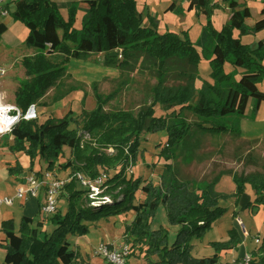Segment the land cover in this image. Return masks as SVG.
<instances>
[{
	"label": "trees",
	"instance_id": "16d2710c",
	"mask_svg": "<svg viewBox=\"0 0 264 264\" xmlns=\"http://www.w3.org/2000/svg\"><path fill=\"white\" fill-rule=\"evenodd\" d=\"M222 1L231 9L230 19L220 30L216 29L206 8L208 1L205 2L200 11L207 21L195 43L188 31L160 32L156 17L150 16L145 23L142 12L137 11V0H96L85 11L80 29L75 28L79 9L76 2L69 3L68 19L64 20L52 0L13 1L10 14L27 27L25 44L37 51L23 60L28 78L14 92L15 103L23 112L37 105L50 89L59 87L66 74L65 60L54 63L49 57L56 55L66 41L73 43L69 59L87 60L93 54L101 55L100 65L123 70L145 64L174 86L156 87L152 104L136 113H104L105 103L99 96L92 111H82V120L69 112L63 118L49 116L43 122L22 119L13 127L10 149L13 153H26L31 167L37 159L53 170L64 148L69 147L72 157L62 168L70 169V175L82 172L97 177L101 168L115 169L116 173L105 183L112 202L97 206L91 204L75 179L68 182L64 187L67 209L64 213L57 210L48 219L52 227L49 230L41 229L47 219L36 222L22 216L18 228L13 219L4 220L0 228L4 234L0 241L5 249L4 264H82V253L72 248L69 237L86 236L90 232L89 223L129 211H134L135 216L125 226V243L128 237H133L147 264H218L222 251L241 244L239 232L231 228L227 240L210 242L215 250L212 256L200 258L192 254V240L202 239L226 214L227 208L220 201L234 199L238 205L247 184L254 192V200L246 209L264 210V170L236 173L228 169L198 181L183 176L179 167L206 159L200 154L204 135L229 134L239 139L240 116L245 114L249 100L255 99V110L264 101V92L258 87L264 77V40L256 49L242 40L244 35L263 30L264 20L249 26L251 11L246 4ZM261 14L264 15V0ZM7 29L1 21L0 35ZM235 31L239 34L235 35ZM202 61L209 63L212 82L203 80L199 87L198 68ZM228 63L233 66L230 71L226 70ZM158 105L169 107L164 115L156 116ZM173 106L178 108L172 109ZM188 113L194 115V122L188 121ZM73 124L75 128L71 127ZM78 128L88 133L95 145L83 146ZM158 132L166 133L160 156L167 162L157 185L128 175L127 170L141 156L142 135ZM106 148H112L115 155L105 154L102 149ZM246 157L249 162V154ZM35 174L41 178L40 172ZM223 175L231 176L235 184L233 193L216 191ZM138 192L145 197L137 202ZM161 205L167 210L169 223L179 226L172 242L166 228L152 229V218ZM251 254L250 264H264V235ZM152 256L158 260L153 261Z\"/></svg>",
	"mask_w": 264,
	"mask_h": 264
},
{
	"label": "rangeland",
	"instance_id": "374dc122",
	"mask_svg": "<svg viewBox=\"0 0 264 264\" xmlns=\"http://www.w3.org/2000/svg\"><path fill=\"white\" fill-rule=\"evenodd\" d=\"M222 2L223 1L221 0V3ZM202 5H196L190 10L192 12H186L183 11L186 10V0H137V11L139 13L142 12L145 23H148L147 20L150 17L149 12L158 13L159 21L157 22V28L160 32L169 30L182 34L183 31L186 30L188 31L190 40L195 43L199 38L202 25H205L207 21L204 13L200 11ZM206 8L210 10V19L213 26H215L213 20L214 17L217 16V18H222L224 10L221 8L220 2H216V0L208 1V3H206ZM1 21L7 23L9 28L6 32L0 35V53L5 49L11 51L1 54V58L4 62H0V64L6 67L8 71L4 78H0V90L5 92L8 100L13 102L16 88L23 84L28 78L26 76L23 60L33 57L36 55L37 51L29 48L25 44L28 29L21 21L14 20L11 14L6 17L0 16V22ZM219 21L221 20L219 19ZM183 24L188 26L183 28ZM78 25H76L77 28H79ZM72 46L73 43L71 41H66L62 44L56 55L49 57L54 63L65 60L66 74L60 80L59 87L57 89H50L45 97L35 105L38 111L36 120L39 122H43L49 116L57 119L63 118L69 112L74 118L82 120V109L83 111H92L97 105V99L99 96L105 103L103 107L104 113L112 114L119 111L136 113L141 107L152 104L156 87L172 88L174 86L173 82L164 80L155 74L154 70H151L152 68L148 69L145 64H143V66H140L139 64L134 70H123L100 65L98 60L102 57L101 55L93 54L87 60L69 59L68 54ZM198 69L200 79L197 81V85L199 87L202 85L203 80L212 82L210 77L211 68L208 61H202ZM232 69L233 66L228 63L226 65V70L230 71ZM260 87L264 89V80L260 84ZM76 93L79 94L81 100L83 99L82 101L76 99ZM64 97L71 100L70 108H64L62 110L51 109L49 111H44L41 108L45 105H52ZM253 100L254 99L251 98V102ZM72 106H74V110ZM85 107L88 109L85 110ZM168 108L169 107L164 105H158L155 109L156 116L164 115ZM171 108L177 109L178 107L173 106ZM75 110H78L77 115H75ZM254 112V106L249 104L246 112L247 115L243 119L242 126H240V130L244 132L246 138L255 137L256 135H264V102L262 103L261 112L258 116ZM189 120L194 122L196 118L193 114L188 113V121ZM71 127L75 128V125L73 124ZM80 128L78 129L82 136L83 146L85 143H92L95 145L91 136L88 133H82ZM165 140L166 136L161 132L143 134L140 142L142 150L141 156L138 158L135 165L128 168L127 174L133 175L136 178L141 177L146 182L152 181L154 184L158 185L160 183V175L167 162L162 156H160V151ZM256 140L258 141L252 140L253 142H243L229 134L215 136L209 134L204 135L201 138L200 154H202L203 157L208 155L211 157L201 163L179 165L180 173L187 178H194L200 181L202 179H210L219 171L228 169L236 173H249L256 170L262 171L264 170V142L259 139ZM1 141L3 143L1 148L8 146L10 142L8 136L4 137ZM102 151L110 156L115 155V151L112 148H106L105 150L102 149ZM68 154L71 158L72 151L69 147H66L63 155L59 158L62 160L61 162H63L58 169L60 172H70V169L65 170L62 168L63 164L68 160ZM247 154L250 156L249 162L245 159L247 158ZM101 173L114 175L116 170L110 169L107 171L104 168H101ZM67 176L63 174L61 178H66ZM4 182L5 180L0 176V187L1 183L4 184ZM6 183L13 188L11 178ZM233 188L234 182L232 178L229 177L223 180L219 189L222 192H225V194H230L229 192ZM6 193V195L9 196L12 195L13 192L8 191ZM63 197L64 195L61 194L59 198L60 201L58 202V209L60 208L64 213L67 209L68 201L67 198ZM144 197L145 195L142 192H138L137 202L142 201ZM221 201L228 204L232 203L234 199ZM13 209L14 208L11 207H5L4 204L2 205V203H0V217L11 215L10 213H12ZM133 215H135V212L129 211L121 213L120 215H113L112 219L97 221L95 224L98 225L93 226L90 229L89 234L83 237L84 241L92 247L94 255L92 254L91 258H89L82 254L83 260L81 263L90 264L89 260L91 259L93 264H108L101 255H96L95 251L98 249L101 242L113 246H119L124 243L127 239L124 236L125 226L131 222ZM250 216H254V229L261 231L264 230V228L261 227L264 225V210L262 207L260 211L257 209V213L255 214H250L248 210H245L244 215L240 216L241 223H238L240 228H242V226L249 228L246 218L249 219ZM227 222L230 223V218L227 219V217H224V219L219 221L218 226L223 235L227 233V231L224 230L226 229L224 227H226L225 225ZM45 225L42 226V230H47ZM49 227L50 229L52 228L51 226ZM160 227H164L169 231V240L172 242L179 226L171 225L169 223L167 210L162 205L158 207L152 218V229H159ZM217 239H222V236L220 235ZM71 240L76 244L79 239L78 237L73 236ZM196 240L201 241V239ZM127 244L130 246V255L127 258L126 263L147 264L144 253L141 251V247L138 243L133 241V237H128ZM208 249L214 250L210 245L208 246ZM3 254L5 255V249L0 245V263L3 261ZM205 255L206 257H209L208 255L210 254ZM97 260L99 261L97 262ZM241 260L240 264H244L243 259Z\"/></svg>",
	"mask_w": 264,
	"mask_h": 264
},
{
	"label": "crops",
	"instance_id": "0c3cea01",
	"mask_svg": "<svg viewBox=\"0 0 264 264\" xmlns=\"http://www.w3.org/2000/svg\"><path fill=\"white\" fill-rule=\"evenodd\" d=\"M52 1H54L56 3V5H57V7L59 9L60 15L62 16V18L64 20L68 19V5H69V3L70 2H76L79 9H78L77 16H76L75 28H77L76 25L79 24L78 25L79 28H77V29H80L81 28L82 18H83L84 14H85V11L88 8H90L93 4H95L96 0H52ZM207 1H210V0H186V10H183V11L192 12L190 10L192 8H194L196 5L200 6L202 4H205V2H207ZM235 1L237 3H239V4H246L249 7V9L251 11V18L247 21V24L249 26H252V25H254L256 23H259V22L264 20V15L261 14V10L263 8V0H235ZM216 2H220V6L224 10L222 18H217V16H216L213 19L214 20V25H215L214 27L216 29L220 30L223 27V25L230 19V17H231V9L228 7L227 4H225L223 2L221 3V0H216ZM13 6H14L13 2H10V7L13 8ZM175 7H176V5H175ZM224 14H225V16H224ZM149 15L153 16V17H156L157 21H159L158 20V13H150L149 12ZM219 19L221 21H219ZM6 25H7V23H6ZM186 26H188V25H185V24L182 25L183 28H186ZM27 34H28V32H27ZM238 34H239V32L235 31V35H238ZM242 40H243L244 43L248 44L251 49H256L258 47L259 42L261 40H264V29L261 30L260 32L256 33V34H254V35H244L242 37ZM8 51H11V50H6L5 49V50L1 51V53H0V62H2V63L4 62L3 59L1 58V54L5 53V52H8ZM263 64H264V62H263ZM262 79L264 80V77ZM262 79L260 80L261 82L258 83V87H259V89L262 92H264V89L260 87V84L263 81ZM75 97H77L76 99L79 100V101L83 100V99L82 100L80 99V96H79L78 93L75 94ZM13 99H14L13 102H15V97H13ZM70 101H71L70 99H68L67 97H64V98L58 100L56 103H54L52 105H45V106H42L41 108L44 111H49L51 109H54V110L60 109V110H62L64 108H70V106H71V102ZM262 103L255 110L256 101L254 99L251 102V99H250L249 103H248V106H249V104L250 105L252 104L254 106V111H255L254 113H256V115L258 116V114L261 112ZM248 106H247L246 112L248 110ZM72 107H73V110H74V106H72ZM84 109L86 110L88 108L85 107ZM82 111H83V109H82ZM246 112H245L244 115L240 116V124H241L240 126H242L243 119L247 115ZM77 113H78V110H75V115H77ZM242 130H243V128H242ZM164 134L166 136V133H164ZM6 136H8V138L10 140L9 145L6 146V147L1 148V146L3 144L1 140H3L4 137H6ZM245 136H244V132L241 131L239 140H242L243 142H251L252 140H256V139H259V140H263L264 139V135H261V136H257L256 135L255 137H248V138H246ZM12 144H13V136L11 134L4 135V136H2L0 138V176H1V178H3L5 180L4 184L1 183L0 197L6 195L7 194L6 192H8V191L13 192L12 195H9V196H13L15 194V191L18 189V187L22 186L24 184V181H25L26 177L28 175H30V174H33V173L35 174V173L40 172L39 176L42 177L46 170H50V171H53L59 177H62L63 174H65V176H67L70 173V172L69 173L60 172L58 170L61 167L62 163H63V162H61L62 161L61 159H59V161H57L55 163V166H54L53 170L48 169V164L45 163L44 161H39L38 160V162H37V159L35 160L34 166L31 167V159H30V157L24 152L13 153L11 151V149H10V146ZM65 149L66 148H64V151H65ZM67 158L68 159L70 158L69 154H68ZM206 159H208L207 156H206ZM229 177H231V176L223 175L221 177L219 183L216 185V191L217 192L225 193V192H222L219 188H220L221 184L223 183V180L225 178H229ZM10 178H11V181H12V184H13V188L10 187V185L6 183L7 181H9ZM234 190H235V184H234V188L231 189L229 193H233ZM45 192H46L45 187H42V188L39 189L38 195L36 197L28 198L26 200H17L12 206L5 205V207H9V208L11 207V208H14V209L12 210V213H10L11 215L0 217V228H1V223L4 220H7V219H13L14 222H15V226L18 228L22 216H27V217H30V218H34L36 222L37 221H42L43 219L41 218L39 211H40L41 204L45 200ZM62 194L66 198L67 193L65 192V190H63ZM6 196H8V195H6ZM253 200H254V192H253L251 186L247 184L246 185V189H245V193L241 197V199L239 200L238 205H235L234 201L232 203H228V204L225 203L224 201H220V205H222V206L227 208V212L222 217V219H224V217H227V219L230 218V223L227 222L226 225H225L226 227H224V228H226L224 230H226L227 233L224 234V235L222 234V231L220 230V227L218 226L219 225V221L222 220V219H220L219 221H217L216 223H214L212 225L211 229L209 231H207V233L204 235V237L201 239V241H198L196 239L192 240V244H193L192 254L195 257H200V258L206 257L205 254H210L208 256H212L215 253V251L208 249V246L210 245V242L219 241V240L220 241L227 240L228 239V231L231 228H236L237 231L240 234L242 242L235 249L222 251L220 253V256H219L220 259H219V263L218 264H240V261H242L241 259L243 258V256L245 254L251 253L253 250H255L258 247V244L255 242V239L257 237L261 238L264 235V230L261 231V230H258V229L257 230L254 229V227H253L254 226V221H253L254 216H252V217L250 216L249 219L246 218V220H247V222L249 224V228L245 227V226L244 227L242 226V228H240V226L238 225V223H239L238 220H240V218H241L240 216L244 215V211L245 210H248V212L250 214L251 213L252 214L257 213V209L260 211L261 207H256V208H254L252 210L246 209L247 204L249 202H252ZM15 207L18 208V209H16ZM58 210H61V209L59 208ZM13 216H15V217H13ZM134 216L135 215H133L132 220H133ZM110 218L112 219L113 217H110ZM110 218H108V219H110ZM108 219H106V220H108ZM103 220H105V219H101L100 221H103ZM45 222H47V223H45ZM44 223L46 224V225L44 224L45 228H47V230H49L50 229L49 220L47 219V221H44ZM89 224H90V229L93 226H97L98 225V224H95V223H93V224L89 223ZM261 227L264 228V225L261 226ZM220 235L222 236V239H217V238L220 237ZM72 237L73 236L69 237V239H70V241L72 243V248L74 250H79L85 257L91 258L92 254H93L92 247L89 244H87L86 241H84L83 237H85V236L78 237L79 240H78V242L76 244H74L72 242V240H71ZM3 239H4V234L0 230V241H2ZM205 251H208V252H205ZM4 257H5V255L3 254V261L0 264H4ZM151 259L153 261H157L158 260V258L156 256H152ZM98 261L99 260H97V262ZM89 263L93 264L91 259L89 260Z\"/></svg>",
	"mask_w": 264,
	"mask_h": 264
},
{
	"label": "built area",
	"instance_id": "2783aa9c",
	"mask_svg": "<svg viewBox=\"0 0 264 264\" xmlns=\"http://www.w3.org/2000/svg\"><path fill=\"white\" fill-rule=\"evenodd\" d=\"M14 0H0V16L6 17L10 15V2ZM121 57V55H120ZM7 68L0 64V78L7 75ZM38 116L35 105H32L25 113L15 103L8 100L6 93L0 90V138L4 135L11 134L13 127L22 119L33 120ZM110 178L109 174L101 173L97 177H90L82 172L61 178L53 171L46 170L41 178L36 174H30L26 177L24 184L19 186L13 196H1L0 203L12 206L17 200H26L36 197L40 188L45 187V200L40 206L41 218L47 219L52 217L58 210V202L63 193L65 185L72 179L79 183V187L86 191L87 197L92 205L97 206L104 203H111L112 198L106 194V181ZM238 222L241 223L240 220ZM255 242L260 245L261 238L257 237ZM96 255H101L108 264H126L130 255V246L122 243L119 246H113L108 243L101 242ZM243 263L250 264L252 254L247 253L243 256Z\"/></svg>",
	"mask_w": 264,
	"mask_h": 264
}]
</instances>
